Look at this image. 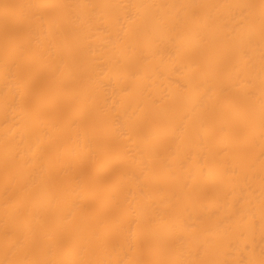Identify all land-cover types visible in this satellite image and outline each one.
Here are the masks:
<instances>
[{
  "label": "bare ground",
  "instance_id": "6f19581e",
  "mask_svg": "<svg viewBox=\"0 0 264 264\" xmlns=\"http://www.w3.org/2000/svg\"><path fill=\"white\" fill-rule=\"evenodd\" d=\"M0 264H264V0H0Z\"/></svg>",
  "mask_w": 264,
  "mask_h": 264
}]
</instances>
